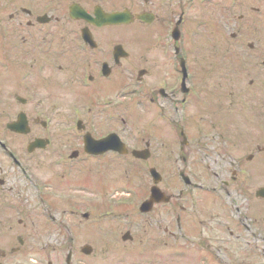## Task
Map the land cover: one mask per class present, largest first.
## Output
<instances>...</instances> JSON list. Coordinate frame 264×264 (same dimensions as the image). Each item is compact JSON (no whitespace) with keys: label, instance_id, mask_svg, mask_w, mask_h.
<instances>
[{"label":"flooded vegetation","instance_id":"1","mask_svg":"<svg viewBox=\"0 0 264 264\" xmlns=\"http://www.w3.org/2000/svg\"><path fill=\"white\" fill-rule=\"evenodd\" d=\"M243 1L0 0V264H97V245L67 246L64 177L75 168L58 141L77 120L98 140L120 111L125 144L138 150L127 125L139 117L141 149L184 168L173 165V185L159 171L168 202L145 216L160 220L152 248L115 249L108 264H264V39L248 59L241 39L264 21V0ZM214 6L236 7L238 21ZM213 10L217 28L204 19ZM111 13L122 22L104 23ZM15 123L21 132L7 130ZM82 140L66 147L99 160ZM156 243L168 248L154 254Z\"/></svg>","mask_w":264,"mask_h":264},{"label":"rangeland","instance_id":"2","mask_svg":"<svg viewBox=\"0 0 264 264\" xmlns=\"http://www.w3.org/2000/svg\"><path fill=\"white\" fill-rule=\"evenodd\" d=\"M237 1V3H240L241 1H243V0H236ZM252 0H244L243 2H242V4H244V5H248V4H253L252 2H251ZM216 2V0H214V3ZM222 3H224L225 5H227L228 3L227 2H225V1H222ZM230 4V3H229ZM233 6H231V5H229V8H232ZM209 9V8H208ZM207 9V10H208ZM214 9H219V13H220V16L222 17V20H224L225 18H226V20H230L231 19V21H229L228 22V25L230 26V25H232V24H234V23H236L237 21H238V18H237V15H238V12H237V8L235 7V9L234 10H230L228 13H222L221 11H220V9L221 8H219V6H214ZM216 11L217 10H213L212 12V14H211V16H209L208 18L207 17H204V19H206L207 21V24H212V22H213V24H212V27H215V28H217V27H219V25H220V23L218 22V20H219V16H217V14H216ZM197 12H199V11H197ZM232 17V18H231ZM244 17H246L245 15H244ZM250 23H254L258 28H256V29H254V30H245V29H242L241 30V39L244 41V43H254V41L256 42V45H254L253 44V46H254V48H253V50L252 51H250L249 52V50L244 46L243 47V55H245V58L247 57V59L252 55V53H255V55H256V53H257V51H258V49L260 50V49H262V47L263 46H261L263 43H262V41L260 40V39H264V29H259V28H263L264 27V25H262L261 23H258V22H251L250 21ZM214 28V30L216 31V29ZM204 30V29H203ZM205 31H206V29H205ZM232 31V29L231 28H229V32H231ZM217 32V31H216ZM205 33V32H204ZM223 35H224V31H223ZM223 35H222V37H223ZM222 37H219L218 36V34H213V38H212V40H214V41H217V42H219V40L220 39H222ZM134 170H136L137 171V174L140 176H142V181L140 182V179H137L136 180V178H134L133 177V180H132V183H133V185H134V190L133 191H135L136 192V189H138V187H136V185H138V184H142V183H145L146 181H147V178L145 177L146 176V174H144V172L141 170V168H137V167H135L134 165L133 166H131ZM129 168H127V167H125L124 165H117V167L116 168H113V171H117L116 172V177H118V175H119V172H121L123 175H125L126 176V174H127V170H128ZM80 175V174H79ZM134 176V175H133ZM71 180V178H65V184H67L69 181ZM78 180H80V181H82L83 183H86V184H91L92 182H93V179L91 178V177H89V176H87V175H82V176H80L79 178H78ZM166 183H167V185H173V182L171 181V179H169V176L167 175V178H166ZM79 185H83V186H88V185H84V184H79ZM95 185H96V183H94L93 184V186L95 187ZM119 187V188H118ZM115 189L116 190H120V185L119 184H117V183H115ZM79 195V197L77 198V200H78V202H80V203H82V204H84V206H86V207H89L90 208V205L91 204H89L88 203V200H90V199H92V197H96L97 195L96 194H94V193H92V192H85V193H81V194H78ZM92 195V196H91ZM123 197V196H122ZM116 199H118V198H116ZM69 201H70V199H69ZM88 204V205H87ZM85 208V207H84ZM65 210H66V208H65ZM92 210V209H91ZM70 222H71V220H69ZM93 221H96V223L97 224H99V222H97V220H93ZM101 223H103V221H102V219H101ZM71 224V223H70ZM108 223H105V224H100V225H98L97 227L99 228V229H101V233H102V230H105L107 227H109V225H107ZM112 224H115L112 228H110V230H109V232H114V233H119L120 231H121V229L123 228V227H126V226H124V224L123 223H120V222H118V223H112ZM150 228H151V226H147L146 227V230L147 231H149L150 230ZM92 227H86V228H81L78 232H77V227L74 229V231L75 232H77V234H81L82 232L84 233V232H89V233H92ZM97 231H99L100 232V230H98L97 229ZM151 231V230H150ZM81 240V242L83 243V237L82 236H80L79 237ZM85 238V237H84ZM101 239H103V240H105V241H107L108 240V232H105V233H103L102 235H101ZM67 241V240H66ZM65 241V242H66ZM139 242V241H138ZM97 243V242H96ZM95 243V244H96ZM67 246H69L68 245V242H67ZM139 247H142V245L140 244V242L138 243V244H135V245H133V244H131V243H124V246L122 247V249L123 248H129V249H137V248H139ZM158 247H161V246H158ZM158 247H156V251H157V248ZM163 249H165V248H163ZM154 257H156V256H154ZM138 260V259H137ZM98 263H103V262H105V261H97ZM107 262V261H106ZM134 264H139L140 262H136V261H134L133 262Z\"/></svg>","mask_w":264,"mask_h":264}]
</instances>
